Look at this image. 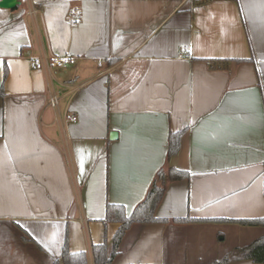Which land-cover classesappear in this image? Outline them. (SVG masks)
Returning a JSON list of instances; mask_svg holds the SVG:
<instances>
[{
	"label": "crops",
	"instance_id": "0c3cea01",
	"mask_svg": "<svg viewBox=\"0 0 264 264\" xmlns=\"http://www.w3.org/2000/svg\"><path fill=\"white\" fill-rule=\"evenodd\" d=\"M2 85L0 264H54L66 245L94 264L120 227L107 205L130 216L170 168L189 178L167 184L169 222L133 225L113 264H216L264 237L238 223L264 219V0L0 8ZM188 218L205 221L173 222Z\"/></svg>",
	"mask_w": 264,
	"mask_h": 264
},
{
	"label": "trees",
	"instance_id": "16d2710c",
	"mask_svg": "<svg viewBox=\"0 0 264 264\" xmlns=\"http://www.w3.org/2000/svg\"><path fill=\"white\" fill-rule=\"evenodd\" d=\"M0 95L5 96L4 86L0 87ZM183 132L173 133L170 136L169 145V160L177 155L181 149V141ZM189 178L187 171L170 168L168 170L162 169L158 172L156 179L149 190L145 200L128 216L124 207L115 204L107 205L106 223H117L120 227L114 236L113 243L110 247L106 241L103 244L94 245L92 254L94 264H113V261L120 252V245L123 237L127 231L135 224H150V223H168V220L159 219L156 217V210L163 199L167 184L169 182L182 181ZM205 220L196 219H175V223H190ZM238 223L247 226H264V219L243 220ZM249 259L256 263H264V237L256 241L253 245L236 250L230 257L225 258L223 261L216 264H227L233 259ZM54 264H90L87 253H71L66 245L63 256Z\"/></svg>",
	"mask_w": 264,
	"mask_h": 264
},
{
	"label": "built area",
	"instance_id": "2783aa9c",
	"mask_svg": "<svg viewBox=\"0 0 264 264\" xmlns=\"http://www.w3.org/2000/svg\"><path fill=\"white\" fill-rule=\"evenodd\" d=\"M20 1H21V3L25 4V3H27L28 0H20ZM35 12H36L35 10L31 11V13H35ZM185 50H189V47H186ZM71 62H72L71 57H60V58L55 59L53 64L56 65L57 67H66ZM46 66H49L48 62L44 63V61H42L38 57L33 58L31 61V68L32 69H43V68H46ZM51 103L53 106L56 107L58 104V98L52 97ZM72 119H73V121L77 120L76 117H73Z\"/></svg>",
	"mask_w": 264,
	"mask_h": 264
},
{
	"label": "water",
	"instance_id": "95a60500",
	"mask_svg": "<svg viewBox=\"0 0 264 264\" xmlns=\"http://www.w3.org/2000/svg\"><path fill=\"white\" fill-rule=\"evenodd\" d=\"M20 0H1L0 8L2 9H15L18 6H21Z\"/></svg>",
	"mask_w": 264,
	"mask_h": 264
},
{
	"label": "rangeland",
	"instance_id": "374dc122",
	"mask_svg": "<svg viewBox=\"0 0 264 264\" xmlns=\"http://www.w3.org/2000/svg\"><path fill=\"white\" fill-rule=\"evenodd\" d=\"M38 58H40L42 61H44V63H45V62H48L49 66H46V67H48V68L53 64L52 62L54 61V60H50V59H46V60H47V61H46V60L43 59L42 57H38ZM54 97H56V96H54Z\"/></svg>",
	"mask_w": 264,
	"mask_h": 264
}]
</instances>
